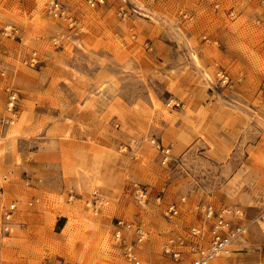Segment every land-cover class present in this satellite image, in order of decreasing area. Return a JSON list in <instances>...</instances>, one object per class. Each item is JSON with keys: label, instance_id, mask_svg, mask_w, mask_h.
Listing matches in <instances>:
<instances>
[{"label": "rangeland", "instance_id": "1", "mask_svg": "<svg viewBox=\"0 0 264 264\" xmlns=\"http://www.w3.org/2000/svg\"><path fill=\"white\" fill-rule=\"evenodd\" d=\"M72 61L110 82L101 108L71 104ZM9 91L0 226L16 209L0 264H191L206 207L243 228L207 264H264L263 0H0V117ZM169 238L181 260L163 254Z\"/></svg>", "mask_w": 264, "mask_h": 264}, {"label": "built area", "instance_id": "2", "mask_svg": "<svg viewBox=\"0 0 264 264\" xmlns=\"http://www.w3.org/2000/svg\"><path fill=\"white\" fill-rule=\"evenodd\" d=\"M89 7H101L106 5L107 0H83ZM264 2V0H263ZM217 7V5H216ZM46 10L49 14H52L54 17H63L64 12L61 4L58 2H52L47 4ZM116 14L124 19L127 15V10L119 6ZM71 24H74L70 18ZM12 35H16L15 30H11ZM3 75V73H1ZM223 79V80H222ZM221 82H228V76L225 73L221 74ZM17 94L13 91L8 92L7 104L12 108H7L6 112L8 115L0 118V127L8 125L16 114L17 106ZM162 153V162L165 163L167 160V153L165 150H161ZM14 204H11L9 207L5 208L2 214V222L0 226V237L2 234H7L10 231L12 222L11 219L14 216L15 212ZM166 214L174 215L176 214V209L174 206H170L166 209ZM202 222L206 226V233L208 235V240L206 241L203 237V233L199 229H191L189 232L190 239V248L187 253H190L193 257L191 258V264H207L210 259L213 257L228 253V247L231 242L243 231V228L240 226H233L231 221L227 218L225 210H213L211 207H206L202 214ZM116 226H119L121 229L124 227L128 230H134V233L137 236V240L141 241L145 238V233L136 227H133L128 224H124L121 221L116 222ZM120 231L117 230L114 233L115 238H121L119 235ZM185 243L181 239L169 238L163 245L162 252L165 256L173 259L174 261L181 260V257L184 255L180 248L185 247ZM127 251V258H132L131 249L124 247Z\"/></svg>", "mask_w": 264, "mask_h": 264}, {"label": "crops", "instance_id": "3", "mask_svg": "<svg viewBox=\"0 0 264 264\" xmlns=\"http://www.w3.org/2000/svg\"><path fill=\"white\" fill-rule=\"evenodd\" d=\"M72 66L73 67L77 66L75 69L77 75L74 78H70V80L72 85L82 89V91L80 92V94L82 95V100H80L79 102L80 95L77 94V92L68 91L67 94H68V98L71 101V104L75 105L77 103H80V106L83 104L82 107H88L91 104H93L96 105L98 109L101 108L102 107L101 102L103 103L106 100H109L110 98L108 92V89L111 87L110 82L106 84L107 86L104 85L102 88L97 89L96 86L92 83L94 77L90 76L89 74H83L79 71L81 68V65L79 63L72 61ZM60 83L63 86V83L62 82ZM104 83L105 82H103V84Z\"/></svg>", "mask_w": 264, "mask_h": 264}, {"label": "bare ground", "instance_id": "4", "mask_svg": "<svg viewBox=\"0 0 264 264\" xmlns=\"http://www.w3.org/2000/svg\"><path fill=\"white\" fill-rule=\"evenodd\" d=\"M154 14H155V13H154ZM193 57H194V58H193L194 61H196L195 63H197V62H198V61H197L198 59L196 58L195 55H194ZM204 75H205V77H206V79H207V78H208V77H207V76H208V75H207V72H206V73L204 72V73H203V76H204ZM5 105H6V107H5L6 110H7V108L12 109V108L7 104V102H6ZM14 117H16V114H15ZM0 118H1V117H0ZM4 139H5V138H4ZM136 228H138V227H136ZM139 229H140V228H139ZM133 232H134V230H133ZM135 235H136V234H135ZM212 259H213V258H212ZM212 263H214V262H212Z\"/></svg>", "mask_w": 264, "mask_h": 264}]
</instances>
